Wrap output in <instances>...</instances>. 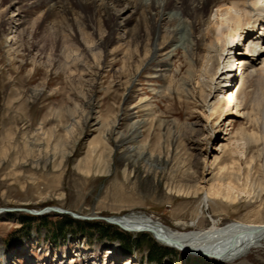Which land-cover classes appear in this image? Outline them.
<instances>
[{
  "label": "rangeland",
  "instance_id": "374dc122",
  "mask_svg": "<svg viewBox=\"0 0 264 264\" xmlns=\"http://www.w3.org/2000/svg\"><path fill=\"white\" fill-rule=\"evenodd\" d=\"M10 1L1 0L0 6L8 23L0 36V209L57 208L80 219L56 212L0 214L1 263L226 264L162 246L147 232L87 220L145 214L179 232L206 230L213 221L264 224V191L238 193L233 205L205 200L218 186L219 169L232 161L238 169L244 161L233 134L244 120L237 100L223 112L233 135L219 131L220 113L202 108L198 85L183 90L187 32H178L166 54L150 61L148 44L130 39L120 27L112 35L118 44L89 53L82 43H97L103 28L83 25L75 34V27H66L49 35L51 22L43 21V10L30 11V0L23 7L28 15H22L34 47L20 49L9 40ZM256 1L257 6L255 0L246 6L254 7L251 17L259 21L260 37L264 0ZM217 12L213 8L208 19H216ZM229 12L243 14L237 6ZM129 16L128 9L119 12L117 24ZM241 43L237 53L250 56L248 44ZM165 63L169 72L162 80L155 71ZM220 93L218 99L225 95ZM136 132L138 138L127 144L135 147L132 153L127 146L115 147ZM141 153L149 160H138ZM260 162L264 166V157ZM183 185L195 187L196 195L167 188ZM227 264H264V246Z\"/></svg>",
  "mask_w": 264,
  "mask_h": 264
},
{
  "label": "bare ground",
  "instance_id": "6f19581e",
  "mask_svg": "<svg viewBox=\"0 0 264 264\" xmlns=\"http://www.w3.org/2000/svg\"><path fill=\"white\" fill-rule=\"evenodd\" d=\"M28 1L30 0H11L6 9L11 10L9 24L14 29V35L9 40L13 39L12 45L20 43L17 48L21 49L27 45L29 50L34 45L29 42L31 33L28 32L27 21L23 16L27 13L23 7ZM31 1L33 3L30 11L43 10V21L51 22V27L49 26L48 29L49 35L58 36V32L66 27H75V34L80 33L79 27L83 25H87L92 31L96 26L103 28L97 43H82L83 51L86 50L89 53L118 44L112 35L120 27L125 35H130V39H138L141 43L148 44L150 61L166 54L171 43L176 41L178 32L186 31V36L191 39H187L189 58L185 62V76L181 80L183 90L189 92L188 87L193 82L198 85L202 108L208 110L209 115L215 112L220 113V120L215 124V126L219 125L217 128L219 131L228 132V127L224 124L223 112L232 109L237 100L242 112L240 116L244 120V124L239 126L235 133L228 132V135L239 136L237 142H240L244 149V161L238 169L235 168L237 165L234 161L224 164L219 169L222 176L218 180V186L208 190L205 200L214 199L221 204L233 205L238 193L250 194L257 189L263 193L264 166L260 160L264 157V19L261 21L262 24L259 23L262 35L258 37L256 29L259 21L252 20L251 17L252 10L254 11L253 8L258 5V1L253 2L254 7L246 6L248 0ZM1 3L0 0V6ZM235 6L239 7L243 14L231 15L229 7ZM213 8L220 9V12L216 13V19L210 20L207 15ZM125 9L129 10L130 16L118 25L117 16ZM5 21L0 17V36L3 35L4 28L8 24ZM131 25L133 26L129 28ZM241 42L248 44L250 56L242 52L237 53L242 45ZM142 46L144 48V45ZM232 65H238V67L235 66L232 70ZM157 68L155 72L158 73V78L165 80L169 72L168 64H162ZM220 80H222L221 83H218ZM220 92H224L225 95L218 99ZM133 108L135 107L130 110ZM133 115L134 113H131L128 116L134 118ZM131 135L118 142L115 147L127 146L138 138L139 133H131ZM222 148L225 152L227 147ZM134 150L135 147H126L127 153H132ZM140 158L149 160L144 153L139 155L138 160ZM258 177L259 180H257ZM169 187L167 186L171 192L177 194L186 193L188 196L192 191V196H195L197 193L195 187L191 188L188 185L172 187L173 190ZM108 219L125 232H147L162 246L186 255L212 258L226 264L237 261L247 256L252 250L264 246V224L234 222L218 226L213 221L206 230L179 232L145 214L132 213ZM2 256L0 252V264H2ZM106 257L110 258L108 255Z\"/></svg>",
  "mask_w": 264,
  "mask_h": 264
},
{
  "label": "water",
  "instance_id": "95a60500",
  "mask_svg": "<svg viewBox=\"0 0 264 264\" xmlns=\"http://www.w3.org/2000/svg\"><path fill=\"white\" fill-rule=\"evenodd\" d=\"M19 212V211H21V212H28L29 214H33V215H43L44 213H46V212H56V213H59V214H62V215H69V216H71V217H73V218H75V219H80V217H78V216H76L75 214H73V213H70V212H68V211H64V210H60V209H57V208H48V209H46V210H43V212H37V211H33V210H31V211H27V210H24V209H21V210H8V209H0V214H2V213H7V212ZM95 219H98V220H100V221H104V222H106V223H108V224H114L113 223V221H111L110 219H108V218H102V217H94V218H87V220H95ZM116 224V223H115ZM114 224V225H115Z\"/></svg>",
  "mask_w": 264,
  "mask_h": 264
}]
</instances>
